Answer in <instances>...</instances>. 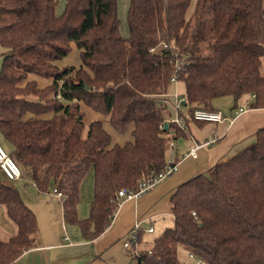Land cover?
<instances>
[{"label":"trees","instance_id":"1","mask_svg":"<svg viewBox=\"0 0 264 264\" xmlns=\"http://www.w3.org/2000/svg\"><path fill=\"white\" fill-rule=\"evenodd\" d=\"M192 3L129 0L125 36L118 0H66L62 14L58 0H0V131L13 146L8 153L39 191L63 192L65 221L87 239L111 225L121 189L136 190L166 169L172 139L190 136V122L208 123L194 118L196 109L218 110L214 99L225 95L233 110L249 96L252 107H264V0ZM73 44L80 66L62 65ZM176 80L185 83L184 128L163 116ZM82 104L133 139L113 143L102 119L86 126ZM91 167L90 215L79 218ZM0 205L17 227L0 240V264H16L38 222L1 170ZM170 207L173 222L151 245L138 233L134 264H181L180 245L208 264H264V127L242 150L180 183Z\"/></svg>","mask_w":264,"mask_h":264},{"label":"crops","instance_id":"2","mask_svg":"<svg viewBox=\"0 0 264 264\" xmlns=\"http://www.w3.org/2000/svg\"><path fill=\"white\" fill-rule=\"evenodd\" d=\"M126 4L129 5L128 0ZM127 30L129 33L126 25L123 35L128 36ZM262 66L261 73L264 75ZM172 88L173 86L163 97L166 105L163 116L167 122L179 116L180 112V96ZM252 100L253 96H249L243 101H237L239 107H246L238 117L232 118L235 110L239 108L233 110V99L231 108H226V112L218 108L228 119L204 125L190 122V136L172 139L166 152V159L178 162V169L139 197L122 200L111 225L95 239L85 238L78 224L69 225L64 219L61 201L55 196L44 197L42 194L48 193L49 190L39 191L33 181L32 185L40 193L39 196L36 195L38 197L33 199L26 193L19 192L37 217L38 233L33 246L17 259L16 264H134L130 250L123 245L124 238L134 222L140 220L144 228L152 225L153 232L156 225H161L164 229L173 222L170 198L180 183L234 155L255 140L256 131L264 127V107H252ZM214 138H217L215 143L198 149L197 157L188 154L195 144H202ZM25 171V176L33 180L31 173ZM20 180L12 181L18 190ZM92 199L93 193L91 196L87 193L85 205L81 204L77 209L78 216L82 218L90 215L87 209L91 207L89 203ZM16 232L15 223L7 214L4 205H0V240H8ZM153 232L145 231L144 235Z\"/></svg>","mask_w":264,"mask_h":264},{"label":"rangeland","instance_id":"3","mask_svg":"<svg viewBox=\"0 0 264 264\" xmlns=\"http://www.w3.org/2000/svg\"><path fill=\"white\" fill-rule=\"evenodd\" d=\"M127 0H118V14H119V18L121 20V30L123 32L124 27L127 24V11H128V4H126ZM129 1V0H128ZM195 0H192V4H191V8L194 4ZM66 6V0H58V5L56 6V11L57 14H62L64 9ZM190 8V9H191ZM124 33V32H123ZM127 34H128V30H127ZM4 47H2L0 45V70L3 64V57H4ZM62 65H75V66H80L81 64V57H80V50L79 48L73 44V49L70 52V54L61 62ZM262 70L264 72V61H263V66H262ZM39 84L41 86L46 85V82L44 81H40ZM172 90L177 91V93L179 94L180 98L182 97V95L185 92V83L183 82V80H176L172 83ZM182 99H180L181 101ZM245 99H242V101ZM232 101L233 98L230 95H225V96H220L214 99V105L217 106V108H220L223 112H226V108H231L232 106ZM82 110L84 111V121H85V125L88 126V123L90 121H92L93 119H102L104 122V126L105 128H107L108 130H110L111 134H112V142L113 143H125L128 140L133 139L131 131L127 132V133H119L117 131H115L112 126L110 125V123L106 120V116L93 111L91 108H89L87 105L82 104ZM180 110H182V112L184 114H187L188 112V108L186 106H181ZM178 140V139H176ZM0 143L1 145L4 147V149L9 152L10 150H12L13 146L12 144L3 136V134L0 131ZM26 171L23 169L22 170V176H21V180L19 181V186L20 189L19 191L22 193H26L27 195H29L30 197L36 198L40 195V193L38 192V190L32 185L33 180L26 175ZM15 181V180H13ZM29 181V182H27ZM18 182V181H16ZM34 183V182H33ZM94 185V172H93V168L91 167L90 169H88L83 182H82V186L80 189V201L78 204H84L85 205V197L88 193L89 196H91V193L94 192L93 186ZM49 191H47L48 193L46 194H42L44 197H54L53 193H54V187L50 186ZM39 193V194H38ZM38 195V196H36ZM59 200V199H58ZM60 201V200H59ZM92 202V200H91ZM91 202L89 203V206H91ZM88 213L90 212V207L89 209H87ZM89 215V214H88ZM85 216V217H88ZM80 217V216H79ZM82 217V218H85ZM81 218V217H80ZM170 219V218H168ZM170 221V220H169ZM73 224V223H68ZM77 226V225H76ZM163 231V228H161V225H156L155 226V232L153 233H146L144 235V241L148 242V245H151L153 242V239L155 236L159 235L161 232ZM178 256H179V260L181 262V264H197V257L193 256L190 254L189 249L186 246L180 245L179 249H178ZM201 264H208L206 262H202Z\"/></svg>","mask_w":264,"mask_h":264},{"label":"built area","instance_id":"4","mask_svg":"<svg viewBox=\"0 0 264 264\" xmlns=\"http://www.w3.org/2000/svg\"><path fill=\"white\" fill-rule=\"evenodd\" d=\"M180 103L181 101L178 102L179 108H180ZM245 109L246 107L240 106L238 109L235 110L232 118L238 117L240 114H242L245 111ZM194 118L196 120L206 121V122H222L228 119L220 110H207V109H196L194 111ZM171 122L181 125L183 128L185 127L184 119L179 116L172 118ZM216 141L217 138H214V139H209L202 144H195V146L190 149L188 154L191 155L192 157H197L199 148L208 144H213ZM177 169H178V162L174 160L170 161L164 171L160 172L157 175L150 176L148 179L142 181L136 190L128 191L126 189H121L118 195L122 200L137 198L146 191H148L149 189L159 184L163 179L171 175ZM0 170L5 175V177L10 181L20 179L22 176L21 166L4 149L1 143H0ZM34 185L36 184L34 183ZM54 190L55 191L53 195L57 199L62 201L64 196L63 192L58 189H54ZM193 214H195V212H193ZM140 231L153 232L154 227L150 225L149 227L144 228L140 220H136L134 222L133 226L131 227V229L128 231L127 235L124 238L123 245L125 248L132 251V253L135 255L138 253L139 244L137 242V237ZM202 262L203 261L200 258H197V264H201Z\"/></svg>","mask_w":264,"mask_h":264},{"label":"water","instance_id":"5","mask_svg":"<svg viewBox=\"0 0 264 264\" xmlns=\"http://www.w3.org/2000/svg\"><path fill=\"white\" fill-rule=\"evenodd\" d=\"M183 105H185V103H183ZM168 125L166 124V127H167Z\"/></svg>","mask_w":264,"mask_h":264}]
</instances>
